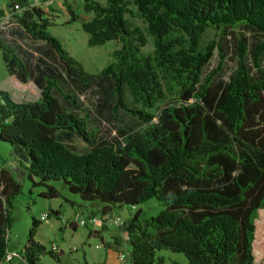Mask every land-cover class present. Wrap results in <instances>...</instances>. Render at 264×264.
<instances>
[{
    "label": "trees",
    "instance_id": "trees-1",
    "mask_svg": "<svg viewBox=\"0 0 264 264\" xmlns=\"http://www.w3.org/2000/svg\"><path fill=\"white\" fill-rule=\"evenodd\" d=\"M129 3L144 31L125 17ZM14 4L22 9L14 12ZM61 4L74 21L67 0ZM5 6L0 15L11 10L22 31L57 61L37 57L31 65L0 39L6 73L20 83L31 80L39 91L37 100L21 102L0 89V140L23 149L26 177L45 187L39 196L56 197L47 182L61 180L69 193L100 202L99 218L113 206L157 200L162 208L155 215L140 219L137 209L125 221L130 264L161 262L155 251L162 248L182 253L188 264H255L254 220L264 209V78L256 75L264 55V0H82V10L91 13L80 24L87 45L120 42L95 74L47 31L44 10L28 0ZM235 26L263 38L248 48L236 33L235 67L226 81L215 80L225 50L214 38L201 46V36L208 27ZM145 34L152 38L151 54L142 51ZM215 46L217 66L203 74ZM91 87L97 93L92 116L79 114L78 97ZM158 102L164 105L155 113ZM121 111L132 124L117 127L112 141L97 140L88 121L107 115L120 123ZM75 138L88 149L75 151L69 144ZM18 189L0 170V262L7 251V207ZM37 225L31 219L17 254L22 264H38L45 252L33 238ZM60 252L46 251L56 260Z\"/></svg>",
    "mask_w": 264,
    "mask_h": 264
},
{
    "label": "rangeland",
    "instance_id": "rangeland-1",
    "mask_svg": "<svg viewBox=\"0 0 264 264\" xmlns=\"http://www.w3.org/2000/svg\"><path fill=\"white\" fill-rule=\"evenodd\" d=\"M101 4L105 0H95ZM129 2L131 0H128ZM75 14V20L69 22V15L61 4V0H52L50 5L44 10L49 25L47 31L54 36L62 48L70 57L79 62L83 69L91 74L97 73L101 68L112 61L111 51L120 47V42L110 40L101 45L88 46L86 43L87 34L81 29L80 24L91 17V13H85L82 10V0H67ZM8 0H0V7L6 5ZM7 7L3 6V10ZM130 13H126L127 20L138 26L144 31V23L137 16L135 7L129 3ZM0 15V20H2ZM0 27V39L11 45L22 60H26L33 65L37 62V57L46 61L56 63L54 53H47V47L37 40L31 39L18 26L14 18L3 21ZM241 34L246 39L248 48L263 36L253 33L244 26L228 27L223 30L206 28L201 36L200 45L203 46L210 39H218L221 44V50H225V57L222 63L221 71L215 75V80H227L229 74L235 67L234 55V35ZM146 35V44L142 47L144 53L151 54L153 49L152 38ZM225 40V41H224ZM221 53L215 46L212 56L204 67L203 74L217 66ZM247 63L251 65V54L247 55ZM255 68L252 67V72ZM256 72V71H255ZM258 77L264 78V55L261 58V70L256 73ZM0 89L9 93L15 101H34L39 98V91L31 82H18L12 75L5 71L0 52ZM67 91V90H63ZM97 93L93 88H88L82 92L78 100L81 110L79 114L90 113L96 103ZM164 105L158 102L155 113ZM121 122L117 123L107 115L96 116L88 121V128H93L94 137L97 140L106 139L112 141L116 134L117 127L121 124L131 125L133 120L124 112H120ZM70 146L77 152H83L88 146L81 140L75 138ZM26 154L19 146L11 145L8 142L0 140V170L6 172L12 183L18 184V192L12 194L8 208V227L6 232L7 253L13 255L9 261H1L0 264H20L18 253L21 252L25 243L27 231L31 224V219L38 221L35 229L34 240L39 242L45 252L38 257V264H105L104 254L106 248L123 251L128 254V245L125 240L120 238L118 244L110 241L109 232L112 225L106 224V228H98L97 234L89 233L91 221L88 218L89 210H95L101 203L98 201H85L79 198L77 194L69 193L61 180H49L48 185L54 187L58 195L52 198L39 196V193L45 191L41 185H32L26 177ZM12 188L10 189V191ZM162 205L154 198H149L145 202L135 205L131 208L129 205H119L111 207L112 214L118 216L124 222L130 214L139 209V218L144 219L155 215ZM59 210L58 216H54L51 211ZM45 213L47 217L41 219L40 215ZM96 213V212H95ZM63 220V221H61ZM80 220L84 221L79 225ZM74 223V227H72ZM104 226V225H102ZM119 228V227H118ZM118 234H125L124 226L120 227ZM108 243V247L105 244ZM51 245H55L61 252L58 260L51 257L46 251ZM252 252L255 264H264V209L257 212L254 220V239L252 242ZM155 256L161 257V262L154 264H188V261L179 252H171L167 249L155 251ZM123 264H130L126 258Z\"/></svg>",
    "mask_w": 264,
    "mask_h": 264
},
{
    "label": "built area",
    "instance_id": "built-area-1",
    "mask_svg": "<svg viewBox=\"0 0 264 264\" xmlns=\"http://www.w3.org/2000/svg\"><path fill=\"white\" fill-rule=\"evenodd\" d=\"M51 2H52V0H28V5L29 6H35V7L42 9V10H45L50 5ZM13 9H14V12H18L19 10L22 9V7L18 6L17 4H14ZM12 14L13 13L11 12V10L5 11L3 13L2 20H0V27H1V24L4 23L3 21H6V20L12 18ZM40 218L45 219L46 214L42 213L40 215ZM90 220L92 222H98V223H100V225L101 224H105V225L108 224V225H113V226H117V227H123L125 225V222L123 220H121L118 216H115L113 214H104V215H102L101 218L91 217ZM78 224L83 225L84 221L80 220L78 222ZM49 250L53 253H57L60 251L55 245H51ZM12 256L13 255L7 253V251H6V253L3 257V261L11 260ZM115 258L118 262L122 263L127 258V254H125L123 251H116L115 252Z\"/></svg>",
    "mask_w": 264,
    "mask_h": 264
},
{
    "label": "crops",
    "instance_id": "crops-1",
    "mask_svg": "<svg viewBox=\"0 0 264 264\" xmlns=\"http://www.w3.org/2000/svg\"><path fill=\"white\" fill-rule=\"evenodd\" d=\"M3 6H5V5H2L0 8L1 9H3ZM101 207L102 206H98L97 208H95V210H92V209H90L89 210V214H88V218L90 219L91 217H95V218H99V216H100V214H102L101 212H100V210H101ZM58 212H59V210H57ZM96 212V213H95ZM62 221V220H61ZM91 221V220H90ZM91 228L88 230L89 231V233H90V235H91V233H93V234H96V235H98L97 234V229L98 228H106V226H105V224H104V226H102V225H100V223H98V222H92L91 221ZM73 225H72V227H74V223H72ZM113 226V225H112ZM120 228V227H119ZM119 228L117 227V226H113L112 228H111V230H110V232H109V238H110V241H113V238H115V239H117V241L119 242L120 241V238H119V236L121 237V240L122 239H124L125 240V238H126V236H125V234H123V236L121 235V234H118L119 232H118V230H119ZM108 244V243H107ZM105 247H108V246H105ZM105 250V254H104V260H103V262L105 263V264H123V262L121 263V262H118L117 260H116V258H115V250H111V249H108V248H106V249H104ZM20 259V258H19ZM21 261V260H20ZM20 264H22L21 262H20Z\"/></svg>",
    "mask_w": 264,
    "mask_h": 264
}]
</instances>
